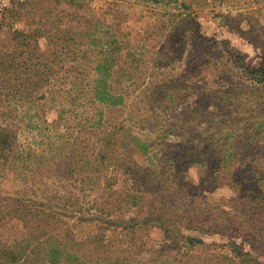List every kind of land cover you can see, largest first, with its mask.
<instances>
[{
    "label": "trees",
    "instance_id": "1",
    "mask_svg": "<svg viewBox=\"0 0 264 264\" xmlns=\"http://www.w3.org/2000/svg\"><path fill=\"white\" fill-rule=\"evenodd\" d=\"M146 1L156 3L162 0ZM173 2L183 9V20L197 19L192 6L186 1ZM45 4H48L47 7H44ZM84 7L85 0H16L11 7L4 9L13 19H22L25 15L28 23L25 22L22 28H15L11 40L0 47V171L10 169L19 173L29 170L31 160L36 156L30 151L22 152L19 148L20 129L31 127L33 120L38 117L36 112L30 111L32 106H37L40 101H46L48 98L56 104H71L81 99V94H90L91 101L101 106L98 123L102 130L97 135L91 155L83 152L86 155L81 156L77 149L72 150L74 157L76 152L80 153L77 167L81 168V171L104 176L108 180L105 187L110 191H115L116 180L109 178L112 175L109 176L108 172L111 174L112 170L123 171L135 177L136 184L141 182L143 190L135 186L134 191L138 190L137 193L143 194L147 183L152 180L159 181L164 188L175 187L182 190L188 183L185 180V172L191 167L205 171L216 170L217 173L208 172L213 184L219 186L218 176L227 172L229 180L226 183H230L238 197L236 201H230L229 210H222V216L202 217L200 220L196 216H183L176 212V209L161 211L160 214L157 212L158 208H154L159 214L149 212L143 220H138L136 217H112V209L98 205V198L91 199L92 203L88 204L90 206H86L85 203L82 204L81 196L73 199L69 195L58 196L56 193L52 194L53 192H44L42 196L37 194L36 197L29 194L11 196L0 206V226L4 225L3 220L7 218L15 221L16 227L12 231L9 230L8 234L0 228V264H135L132 254L136 249H141L136 236L137 229L149 218H154L155 214L160 217L156 219L161 223L164 233H167V238L175 244L178 241L188 245L186 255L197 251L198 247V250L205 248L210 251L207 264H264V162H261V159H264V149L246 150L247 146L244 144L239 148L238 143L243 141L234 139V135L227 130L231 128L242 138L244 136L239 131L253 130L257 135L264 136V111L253 112L254 124L251 125L243 122V126L241 121H230L225 127L218 124L214 135L223 136L219 139L220 143L210 147L204 144L195 149L191 147V150L198 153H187L181 158V169H177V160L172 157V152L159 149V143L143 138L137 133L131 135L133 143L149 162L142 164L131 154L121 152L118 124L110 125L105 109L128 106L131 108L130 113L139 116V123L144 124L148 117L144 116L142 106L139 104V110L135 111L136 105L128 104L130 91L126 83L129 79H134L135 72H146L139 61L137 65L129 63L135 49L129 39L131 31L120 30L116 28L118 26L102 22L94 14H87ZM31 13L32 19L29 18ZM191 29L180 30L182 37L189 38ZM190 40L192 43L200 40L202 44L210 45V53H216L213 49L224 42L214 41L203 34L200 28L196 32L193 30ZM162 52V49L153 52L155 56L159 55L157 59L152 60L154 64L151 69L155 72L163 71L169 66L168 61L161 62L160 55L166 58V54ZM231 52V58L242 64L246 53L237 48ZM209 57L212 58L213 55ZM210 58L207 61L210 62ZM243 66L249 77L250 89L240 92L239 95L253 94L258 102L255 104L257 108L264 109L261 103H264V61L257 65L247 63ZM185 73L200 75V71L195 72L194 69L191 71L188 68ZM159 74L160 72L157 73ZM172 76L166 75L167 78ZM167 78L162 84H158L166 91L162 93L164 100L173 98L174 89L178 88L173 79ZM81 80H85V87ZM57 85L64 86L57 88ZM233 89L224 91L226 94H235ZM62 92L68 96L61 94ZM158 99L159 97L152 95L149 110H153L156 103H162L161 100L157 102ZM239 103L248 105L243 98ZM152 116L157 118L159 114ZM91 121L92 118L86 117V125L93 124ZM137 121L130 125L131 130L133 126L137 129ZM175 121H178V118L173 120L174 123ZM241 126L243 128H240ZM213 127L214 125H211L212 129ZM209 132L207 131L208 134ZM164 133L171 134L173 131L166 129ZM174 145L172 144L173 147ZM199 148L202 149L198 150ZM185 149L187 147L182 148ZM239 149L242 150L241 156ZM207 151L219 154L217 160L209 159ZM192 156L196 159L191 160ZM72 163L75 167L76 162ZM141 171L145 173L143 179L139 178ZM149 175L153 177L147 178ZM101 177L97 176L98 181ZM80 180L94 184L95 178ZM137 193L132 196L136 197ZM242 197L245 199V205L238 200ZM137 203L133 202L134 205ZM233 210L239 213L238 217L231 215L229 221L235 230L233 226L227 229L230 233L236 231L238 237L232 236L226 229H221L226 227L221 224L228 223L224 215L231 214ZM86 213L89 219L106 214L108 221L104 223L103 230L88 229L80 232L70 226V219L78 217L84 220ZM171 221L175 222L172 225L166 224ZM112 233L120 238L130 237L117 246L111 239ZM217 234L222 241H208L205 238ZM206 252L207 250H204L201 253ZM168 259L161 263L190 264L188 261L177 262L176 256L175 261Z\"/></svg>",
    "mask_w": 264,
    "mask_h": 264
},
{
    "label": "rangeland",
    "instance_id": "2",
    "mask_svg": "<svg viewBox=\"0 0 264 264\" xmlns=\"http://www.w3.org/2000/svg\"><path fill=\"white\" fill-rule=\"evenodd\" d=\"M14 1L16 0H0V47L11 40L15 28H22L27 22L25 15L21 17L22 19H17L18 17L13 19L12 15L5 13L4 9L11 7ZM184 1L192 6L197 19L183 20L181 17L183 9L173 0H162L156 3L146 0H85L84 10L87 14L90 12L102 22L118 26L117 29L131 31L129 39L132 48L135 49L129 63L137 65L139 61L146 72L144 74L135 72L134 79H129L126 83L130 91L128 104H135V111L139 110V104L142 106L144 116L148 117L144 124L139 123V116L130 113L131 108L128 106L110 110L102 106L110 125L118 124L120 151L131 154L142 164H147L149 159L135 147L131 138L133 133L159 143V149L172 152V157L177 160V169H181L183 168V163H180L181 158L187 153H198L191 150V147L195 149L202 144L210 147L220 143L219 139L223 136L219 134L215 137L214 135L218 124L225 127L230 121L235 123L241 121L243 126L245 125L243 122L251 125L254 124L253 112L264 111L263 108H257L255 105L258 102L253 94L239 95L240 92L250 89L249 77L245 73L246 68L243 64L257 65L264 61V0ZM47 5L45 4L44 7ZM32 14L29 15L30 19ZM186 28H192L189 38H183L180 33V30L183 31ZM199 28L203 34L213 38L214 41L224 40L213 49L216 53H210L211 46L202 44L200 40L192 43L190 37L193 36V30L196 32ZM236 48L246 53L242 64L231 58V51ZM160 49L163 50L162 54H166V58L160 55L161 62L168 61L169 66L163 71L155 72L151 69L154 64L152 60L157 59L159 55L155 56L153 52ZM210 55L213 57L210 58ZM208 58L210 62L207 61ZM186 68L191 71L194 69L195 72L200 71V75L186 74ZM158 72H160L159 75H157ZM169 74L173 76L167 78L166 75ZM166 78L173 79L178 88L174 89L173 98L164 100L162 93L166 91L158 84H162ZM81 83L85 87V80H81ZM61 86L64 85L56 87ZM170 86L172 87L173 84ZM232 88L235 94L225 93L224 90ZM61 94L68 96L64 92ZM153 94L159 97L157 102L161 100L162 103H156L155 108L149 110V101ZM81 95V99L71 104L68 102L56 104L48 98L30 108V111L36 112L38 117L33 120L31 127L20 129L19 148L22 152L30 151L36 156L31 160L29 170L19 173L10 169L0 171V206L5 204L11 196L29 194L36 197L37 194L42 196L44 192H53L52 194L56 193L58 196L69 195L73 199L81 196L82 204L85 203L86 206H90L88 204L92 203L91 199L98 198V205L111 208L112 217L115 218L136 217L138 220H143L149 212V214L157 212L161 214V211L176 209V212L183 216H196L201 220L202 217L222 216L223 209H230V201H236L238 197L236 191L230 183H226L229 180L227 172L218 176L220 185L215 186L208 172L217 173V171H205L196 167H191L185 172V180L188 183L182 190L175 187L164 188L165 186H162L159 181L152 180L147 183L148 188H144L143 194L137 193L138 190L134 191V187L138 186L140 190H143L141 182L136 184L135 177L116 170H112L111 174L108 172L109 176L112 175L109 178L116 180L115 191L107 189L105 183L108 180L104 176L101 177L102 175L98 173L101 177L98 181V175L81 171L82 169L77 167L80 153L76 152L75 157L72 155L74 148L81 152V156L86 155L83 152L91 155L97 135L102 130V126L98 123L101 106L91 101L90 94ZM207 95L210 96L206 97ZM247 96L251 98L246 99ZM241 98L248 105H241L239 103ZM261 103L264 106V103ZM156 113L159 117L154 118L152 115ZM86 117L92 118L93 124L86 125ZM176 118L178 121L174 123L173 120ZM44 120L46 122H43ZM135 121L138 127L136 129L133 126L131 130L130 125H133ZM110 125L109 128H111ZM211 125H214L213 129ZM166 129L173 133L165 134ZM227 130L234 135V139L243 141L238 143L239 148L244 144L247 146L246 150L264 149V136L257 135L256 131H239L244 136L242 138L238 137L231 128ZM207 131H210V134ZM172 144L177 146L173 147ZM186 147L187 149L182 150ZM200 149L202 148L198 150ZM206 154L212 160H217L219 157V154L211 151H207ZM241 155L242 150L239 149V156ZM194 159L196 157L192 156L191 160ZM73 161L76 162L75 167ZM181 162H183L182 159ZM261 162H264V159H261ZM140 173L139 178L143 179L145 173L143 171ZM89 177L95 178V185L80 180ZM150 177L153 176L149 175L147 178ZM134 193H137L136 197L132 196ZM238 200L242 205L246 204L243 197ZM133 202L138 203L134 205ZM154 208H158V211L156 212ZM87 213L84 220L78 217L70 219V226L80 232L88 229L103 230L104 223L108 221L107 215L102 214L89 219ZM238 214L235 210L231 214H225L224 219L228 223L221 224L226 226L221 229H226L228 232L227 228L233 226L232 222H229L231 215L238 217ZM156 218L160 217L155 214L154 218H149L137 229L136 236L141 249H136L132 254L135 264H163L161 262L168 258L175 261V256L178 257L177 262L207 264V259L210 258L208 249L198 250L197 247V251L186 255L188 245L178 241L175 244L167 238V233H164L161 223ZM3 222L4 225L0 228L6 234L16 227L15 221L6 218ZM173 222L175 221L166 224L172 225ZM233 228L235 230L234 226ZM228 233L238 237L236 231ZM129 237L120 238L117 234H111V239L117 243V246L129 240ZM205 238L208 241L214 239L222 241L219 234L205 236ZM204 250L207 252L201 253Z\"/></svg>",
    "mask_w": 264,
    "mask_h": 264
}]
</instances>
